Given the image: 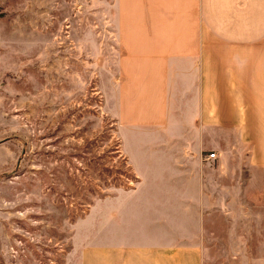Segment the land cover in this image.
Masks as SVG:
<instances>
[{
  "label": "rangeland",
  "instance_id": "obj_1",
  "mask_svg": "<svg viewBox=\"0 0 264 264\" xmlns=\"http://www.w3.org/2000/svg\"><path fill=\"white\" fill-rule=\"evenodd\" d=\"M116 17V0H0V264H101L131 167L171 182L150 142L123 136L120 156ZM203 163L218 167L204 264H264V169L235 153Z\"/></svg>",
  "mask_w": 264,
  "mask_h": 264
},
{
  "label": "crops",
  "instance_id": "obj_2",
  "mask_svg": "<svg viewBox=\"0 0 264 264\" xmlns=\"http://www.w3.org/2000/svg\"><path fill=\"white\" fill-rule=\"evenodd\" d=\"M116 13L119 153L123 136L161 148L171 182L144 185L131 167L101 264H204L218 167L203 161L235 153L264 169V0H116Z\"/></svg>",
  "mask_w": 264,
  "mask_h": 264
},
{
  "label": "built area",
  "instance_id": "obj_3",
  "mask_svg": "<svg viewBox=\"0 0 264 264\" xmlns=\"http://www.w3.org/2000/svg\"><path fill=\"white\" fill-rule=\"evenodd\" d=\"M212 157H214V153H212V152L208 153L207 156H206V158H212Z\"/></svg>",
  "mask_w": 264,
  "mask_h": 264
}]
</instances>
